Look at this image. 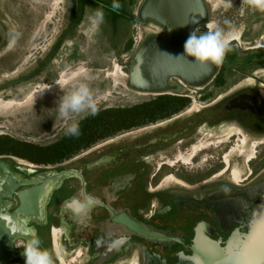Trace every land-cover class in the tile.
<instances>
[{
  "label": "flooded vegetation",
  "instance_id": "obj_1",
  "mask_svg": "<svg viewBox=\"0 0 264 264\" xmlns=\"http://www.w3.org/2000/svg\"><path fill=\"white\" fill-rule=\"evenodd\" d=\"M249 11L248 33L241 38L256 42L264 27V15ZM239 16L242 14H235L229 23L233 25L241 19ZM258 44L264 45V40L260 38ZM234 58L226 56L224 61L232 63ZM224 67L225 63L200 87L175 80L179 88L185 87L192 93L202 90L199 98L205 101L214 95V88L226 84L228 74ZM258 73L251 72L203 106L212 116L197 124L182 122L181 110L190 113L194 106L189 95L177 93L188 99L179 103L177 111L123 129L137 130L136 142L131 147L126 150L116 146L112 152H104L102 148L113 140L91 146L93 141L81 148V165L23 164L15 160L12 164L7 154H0V163L5 164L0 169V194H3L0 217L4 225L9 229L12 220L26 219L42 240V246L58 253L56 264H66L64 257L70 251L75 255L72 263L84 255L77 264H175L180 253H192L194 240L201 233L225 246L240 230L247 232L250 213L263 191L249 184L256 175L255 167L244 179L250 178L239 184V179L236 181L232 175L237 169L230 167L227 153L219 160L224 167L216 162L214 157L219 158L225 152L215 151L218 145L209 140L213 135L207 134L205 142L198 143L199 134L202 129L209 131L220 124L227 131V139L219 140V146L239 136L243 143L245 136L264 143V96L256 85L262 84ZM173 123L177 126L171 128ZM94 151L96 155L86 157ZM127 152H131L129 159L125 158ZM247 156L246 160H250L254 154ZM229 169L231 180L225 176ZM232 182L242 187L231 188ZM20 196L32 197L29 207L23 205ZM10 236L13 252L1 264H25L21 246L26 237ZM202 243L200 240V249L205 254L208 244Z\"/></svg>",
  "mask_w": 264,
  "mask_h": 264
},
{
  "label": "rangeland",
  "instance_id": "obj_2",
  "mask_svg": "<svg viewBox=\"0 0 264 264\" xmlns=\"http://www.w3.org/2000/svg\"><path fill=\"white\" fill-rule=\"evenodd\" d=\"M142 1L124 0L125 12L132 13L133 19L120 17L115 26H111L104 17L103 23L97 28L93 25L92 15L97 8H102L90 4L89 0H0V23L5 31L4 39H0V136L42 146L56 142L65 134L66 128L65 122L57 117L56 107L59 98L72 83L85 80V77H87L85 82L95 94L99 110L127 107L155 97L157 94L134 88L129 82V71L135 55L149 35L157 30L153 24H143L139 21L138 9ZM203 1L207 9L206 19L196 25L195 30L197 33L206 32L209 24H218L225 31L234 27L236 40H232V47L237 50V55L232 63L223 62L226 66L224 71H227L225 74H228L225 75L226 84L214 88V95L205 101L199 98V92L202 90L192 93L185 87L179 88L175 79L169 80L177 88L168 89V93L189 95V102L194 106V110L189 113L188 110L185 112L186 109H182L181 113H184L182 122L190 121L193 124L211 118L212 114H207L203 106L217 99L220 94L226 93L229 88L256 70L262 77V84L257 82L256 85L261 87L264 96V45L258 44L260 38L264 40V27L256 42H248L247 39L241 38L244 33H248L249 10L253 9L254 13L263 15L264 12L250 8L243 0ZM73 9L76 11V18H79L78 22L71 19ZM235 14H242L239 16L241 19L235 20L233 25L226 24L225 21L230 22V18ZM13 27L17 28L21 36L10 46L9 31ZM130 40V48L126 49ZM221 65L217 66V70ZM262 101L264 102V99ZM214 111L217 115L219 110L216 108ZM86 116L87 114H81L77 119L82 121ZM175 126L177 125L173 123L170 127ZM136 133L137 130H123L115 135L95 140L91 146L113 140L102 148L104 152H112L116 146H123L127 150L129 145L131 147L136 142ZM209 133L213 135L209 140L218 145L215 151L223 149L225 152L219 158L214 157L216 162H221L224 167L225 164L219 160L227 153L230 167L239 170V175L237 170L232 173L236 181L239 179V184L250 178L244 179L253 167H255L253 174L256 175L249 183H253L250 185L251 188L258 183L256 181L264 179V143H259L260 139H247L245 136L246 142L243 143L240 141L242 137L237 135L239 136L237 139L231 140L233 143H222L219 146V140L227 139V131L224 126L217 124L215 129L209 131L202 129L198 143H204ZM82 150L80 148L71 156L59 161V165L66 167L81 165ZM195 150L196 147L193 152ZM175 153L177 152L173 151V154ZM250 153H253L254 157L246 160ZM96 154L97 151H94L86 157L91 158ZM7 155L12 164H15V161L31 163L17 156ZM130 156L131 152H127L125 158L129 159ZM123 159L124 155L121 157V160ZM230 170L225 172V176L231 180ZM218 181L216 178L215 182ZM230 186L236 187L234 182ZM239 187L242 186L236 188ZM243 189L245 188L241 190ZM239 232L242 234L243 230ZM220 246L223 247L222 244ZM67 254H69L67 258L64 257L66 264H74L76 261L81 263L84 259L82 255L80 258L76 257V261L72 263L74 252L70 251Z\"/></svg>",
  "mask_w": 264,
  "mask_h": 264
},
{
  "label": "water",
  "instance_id": "obj_3",
  "mask_svg": "<svg viewBox=\"0 0 264 264\" xmlns=\"http://www.w3.org/2000/svg\"><path fill=\"white\" fill-rule=\"evenodd\" d=\"M138 14L141 23L153 24L160 28V31L152 32L134 57V63L129 71V82L134 88L158 95L173 88L169 81L171 79L200 86L206 84L215 75L218 65L196 62L184 52V45L189 35L195 30L196 25L206 19L207 9L203 0H143ZM0 27L2 40L5 31L1 23ZM154 78L157 81L153 82ZM2 167H5V164L0 163V169ZM257 182L255 186L263 191V194L250 213L247 232L232 236L223 247L220 246L219 241L206 238L201 233V236H196L194 240L192 253L189 255L180 253L179 260L175 264H197L199 258L206 259L203 260L206 261L205 264L207 262L264 264V179ZM2 195L0 194V198ZM31 199L32 197L20 196L23 205L28 207ZM235 237L239 244L238 246L230 244L233 251L228 247V243ZM12 239L0 217V264L7 261L13 252ZM200 240L213 248L212 259L205 257L204 252L200 250L201 247L198 245ZM230 250V253H233L231 256L227 255Z\"/></svg>",
  "mask_w": 264,
  "mask_h": 264
},
{
  "label": "clouds",
  "instance_id": "obj_4",
  "mask_svg": "<svg viewBox=\"0 0 264 264\" xmlns=\"http://www.w3.org/2000/svg\"><path fill=\"white\" fill-rule=\"evenodd\" d=\"M251 8L264 12V0H243ZM114 7L118 8L116 4ZM104 21V12L97 8L92 15V22L99 27ZM228 24V21H225ZM236 29L231 27L229 31L218 24L208 25V31L197 33L194 30L184 45V52L187 57H192L196 62L221 65L226 55L232 51V40L235 37ZM21 33L16 27L9 31V45H14L20 38ZM85 80H78L63 92L59 98L56 111L57 117L65 122V135L79 137L81 135L80 123L77 117L87 114L95 117L99 113L97 100L90 85ZM2 214V212H0ZM7 220L8 217L5 216ZM10 235L20 234L26 237L21 246L25 264H56L58 253L42 246V240L36 230L29 226L26 219H14L8 229Z\"/></svg>",
  "mask_w": 264,
  "mask_h": 264
},
{
  "label": "trees",
  "instance_id": "obj_5",
  "mask_svg": "<svg viewBox=\"0 0 264 264\" xmlns=\"http://www.w3.org/2000/svg\"><path fill=\"white\" fill-rule=\"evenodd\" d=\"M89 1H91L90 4L103 9L104 17L108 19L107 21L111 26H115L120 17L134 18L132 13L125 12L124 0H118V2L110 0ZM116 4L119 5L118 8L114 7ZM75 12V9H73L71 19L78 22L79 18H76ZM108 14H110L109 17ZM130 44L131 40L126 45V49L130 48ZM236 55V50L232 48V51L226 56L234 58ZM186 101L188 99L185 97L160 94L135 105L101 109L95 117L87 115L82 121H79L81 135L78 138L64 134L56 142L45 146L0 136V154L14 155L35 164L56 163L71 156L78 149L89 145L97 138L143 124L150 119L168 116L178 110L179 103L184 104Z\"/></svg>",
  "mask_w": 264,
  "mask_h": 264
},
{
  "label": "bare ground",
  "instance_id": "obj_6",
  "mask_svg": "<svg viewBox=\"0 0 264 264\" xmlns=\"http://www.w3.org/2000/svg\"><path fill=\"white\" fill-rule=\"evenodd\" d=\"M156 29L157 30H159L160 31V28H158V27H156ZM0 32H1V27H0ZM1 34H2V32H1ZM158 73H159V71H158ZM154 81L153 82H155V81H157L155 78L153 79ZM255 236H256V234H254ZM205 242V241H204ZM203 245H206L205 243H202ZM230 244L231 245H236V246H238V244H239V242L237 241V238L235 237V238H233V239H231L230 240V242L228 243V247L229 248H231L232 250H233V248L230 246ZM198 245H199V247H200V241L198 242ZM210 246V245H209ZM209 246L207 245L205 248H204V250H206V252L207 253H205V257H207L208 259H212V247L210 246V248H209ZM201 250V249H200ZM234 251V250H233ZM240 251H242V250H240ZM244 251H246V250H244ZM231 252V250L228 252V254L227 255H229V256H231L233 253H230ZM210 254V255H209ZM209 255V256H208ZM203 260H206V259H203V258H199V262L197 263V264H205L204 262H206V261H203ZM192 264H194V263H192ZM206 264H212V263H210V262H207Z\"/></svg>",
  "mask_w": 264,
  "mask_h": 264
}]
</instances>
